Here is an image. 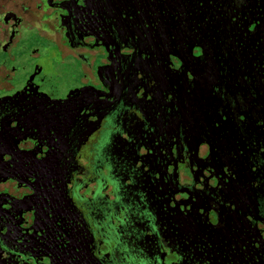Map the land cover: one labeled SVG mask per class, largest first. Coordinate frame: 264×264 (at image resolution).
<instances>
[{
  "label": "flooded vegetation",
  "instance_id": "obj_1",
  "mask_svg": "<svg viewBox=\"0 0 264 264\" xmlns=\"http://www.w3.org/2000/svg\"><path fill=\"white\" fill-rule=\"evenodd\" d=\"M0 264H264V0H0Z\"/></svg>",
  "mask_w": 264,
  "mask_h": 264
}]
</instances>
